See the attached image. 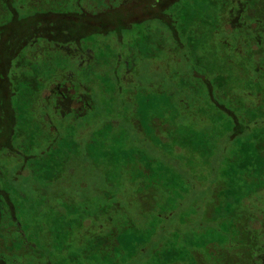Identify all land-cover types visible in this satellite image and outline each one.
I'll return each instance as SVG.
<instances>
[{"label":"rangeland","instance_id":"1","mask_svg":"<svg viewBox=\"0 0 264 264\" xmlns=\"http://www.w3.org/2000/svg\"><path fill=\"white\" fill-rule=\"evenodd\" d=\"M225 1L176 3L183 15L171 18L181 44L164 51L162 71L152 72L142 55L136 56L127 84L115 76L125 64L93 72L87 95L94 109L77 124L91 123L89 129L80 135L70 129L63 146L33 145L31 167L27 163L18 181L6 180L13 197L23 193L14 198L23 219L44 222L52 207L64 202L69 211L60 209L70 215V234L78 220L90 217V225L99 224V235L112 233L120 264H139L144 257L151 258L149 264H194L188 246L201 252L213 245L220 256H209L216 261L222 252L217 242L224 236L225 255L243 248L238 231L264 221V72L242 76L240 89L225 85L237 67L243 73L251 66L232 54L233 37L225 44L228 27L212 28L221 20L219 9L225 12ZM139 15H123L122 24ZM165 39H172L168 30ZM123 91L134 92L133 104L122 103ZM113 107L118 111L109 114ZM133 117L142 133L126 121ZM42 154L58 160L51 172H40L46 167L39 161ZM83 239L85 247L71 243L63 254L76 257L74 264H97L85 261L91 238ZM101 264L109 262L103 258Z\"/></svg>","mask_w":264,"mask_h":264},{"label":"flooded vegetation","instance_id":"2","mask_svg":"<svg viewBox=\"0 0 264 264\" xmlns=\"http://www.w3.org/2000/svg\"><path fill=\"white\" fill-rule=\"evenodd\" d=\"M178 1L0 0V264H74L76 257L67 255V262L64 254L69 253L71 243L85 247L83 235L91 238V249L84 251L85 261L88 258L101 264L104 258L109 264H120L112 251L117 244L112 233L99 235L95 230L99 224L90 225V217L86 219L89 224L78 220L70 234V215L62 214L60 209L64 202L61 207H52L44 222L23 219L14 200L17 196L22 198L23 193L13 197L6 180L18 181V176L28 170L27 163L31 167L36 160L31 154L33 145H45L48 149L63 146L69 141L70 129L78 131V135L89 129L91 123L85 122L82 127L77 124L94 109L93 100L87 95L94 87L93 72L98 74L102 68L125 64L127 68L115 76L118 83L127 84L132 81L129 71L136 65V56L142 55L150 61L152 72L162 71L161 65L167 60L164 51L173 50L171 44H181L171 18L174 14L183 15L178 11ZM244 3L239 15L241 23L247 24V7L264 13V0ZM157 9L160 12H154ZM137 12L142 15L122 24L123 15ZM166 18L170 20L168 25ZM259 20L262 24L261 17ZM218 26L219 22L212 24V28ZM166 30L172 36L170 41L165 39ZM153 34H157L156 38L150 40ZM113 89L111 86V93H116ZM121 94L124 105L134 103L133 91ZM116 111L115 107L109 108V114ZM126 121L134 131L142 133L136 117ZM55 158L42 154L39 161H45L46 167L40 172H51L58 162ZM63 170L67 171L66 163ZM64 210L69 211L68 206ZM245 229L238 231L245 245L237 252L236 247L230 248L231 252L225 255V236L217 242L222 252L216 261L209 256H220L219 251L214 252L213 241L206 243L213 245L211 249L204 246V251L199 252L188 246L187 253L194 264H264V221L257 219ZM150 261L151 258L144 257L139 264ZM173 263L182 261H165Z\"/></svg>","mask_w":264,"mask_h":264},{"label":"trees","instance_id":"3","mask_svg":"<svg viewBox=\"0 0 264 264\" xmlns=\"http://www.w3.org/2000/svg\"><path fill=\"white\" fill-rule=\"evenodd\" d=\"M244 1L245 0H226L225 13H220L221 20L219 22V27L225 26L230 29V33H228L226 39L225 37L223 38L225 44L227 41L231 40L232 37L234 38V50L232 54L239 59L242 57V62H247V65H251L247 69L241 68L243 69V73H240L237 67L235 70L236 72L225 77V85L230 83L231 87L239 89L240 85L244 83L241 79L242 76L252 72H255L257 76L264 72V13H260L257 9L255 10L256 7H247V24L241 23L240 20L242 18L240 19L239 15L245 8ZM252 1L256 2L257 0ZM232 5L234 6L233 9ZM260 17L262 18V24L259 20ZM165 22L168 25V23H170L169 18H166ZM261 76L264 78V74Z\"/></svg>","mask_w":264,"mask_h":264}]
</instances>
